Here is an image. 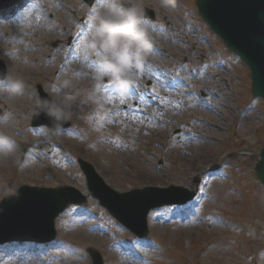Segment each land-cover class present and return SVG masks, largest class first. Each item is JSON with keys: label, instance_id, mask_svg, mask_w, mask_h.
I'll return each mask as SVG.
<instances>
[{"label": "rangeland", "instance_id": "1", "mask_svg": "<svg viewBox=\"0 0 264 264\" xmlns=\"http://www.w3.org/2000/svg\"><path fill=\"white\" fill-rule=\"evenodd\" d=\"M139 2L156 14L145 20L154 48L128 85L98 79L108 72L103 53L81 47L100 0H21L0 10V58L26 88V96L0 91V136L16 145L0 159V201L22 184L88 195L56 218L53 241L1 246L0 264H93L90 249L102 264H264V185L254 171L264 100L252 93L250 70L196 0ZM39 85L69 98L71 126L32 125ZM79 157L119 192L174 184L194 195L151 208L148 236L139 237L91 196Z\"/></svg>", "mask_w": 264, "mask_h": 264}, {"label": "water", "instance_id": "2", "mask_svg": "<svg viewBox=\"0 0 264 264\" xmlns=\"http://www.w3.org/2000/svg\"><path fill=\"white\" fill-rule=\"evenodd\" d=\"M20 0H0V9L8 8ZM92 4L95 0H86ZM199 13L219 35L226 46L238 54L251 69L252 91L264 98V0H196ZM145 16L155 18L150 8ZM7 74L5 62L0 58V79ZM42 99H51L42 86H38ZM44 115L45 119L40 120ZM34 124H47L51 130L66 128L71 121L56 124L41 113L34 116ZM78 162L86 174L91 194L101 205L125 226L140 237L148 235L147 215L151 208L173 201L158 199L183 191V198L174 201L185 202L194 192L184 187L171 185L167 188L147 186L119 192L109 186L97 172L94 165L79 157ZM255 171L264 183V146L260 151ZM88 196L71 185L40 187L22 185L17 194L5 196L0 202V246L19 241L49 242L57 236L55 220L69 204H85ZM95 264H102L96 250L90 249Z\"/></svg>", "mask_w": 264, "mask_h": 264}, {"label": "clouds", "instance_id": "3", "mask_svg": "<svg viewBox=\"0 0 264 264\" xmlns=\"http://www.w3.org/2000/svg\"><path fill=\"white\" fill-rule=\"evenodd\" d=\"M145 20V9L139 0H100L95 13L90 17L89 36L81 45L84 52L103 53L108 72L97 73L98 79L111 74L123 85L135 80L137 73L134 69L152 55L154 48V38ZM68 83L64 81L65 86ZM24 88L25 82L22 79H12L5 74L3 80H0V91L9 96L22 94ZM54 92L49 94L51 99L40 98L37 101L36 115L43 113L55 125L63 124L72 118L71 104L69 98L57 100ZM15 151V143L6 136H0V159L7 160Z\"/></svg>", "mask_w": 264, "mask_h": 264}, {"label": "bare ground", "instance_id": "4", "mask_svg": "<svg viewBox=\"0 0 264 264\" xmlns=\"http://www.w3.org/2000/svg\"><path fill=\"white\" fill-rule=\"evenodd\" d=\"M25 93H26V88H24V91H23L22 95L26 96Z\"/></svg>", "mask_w": 264, "mask_h": 264}]
</instances>
